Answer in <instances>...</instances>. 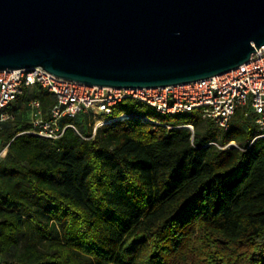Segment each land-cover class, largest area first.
Wrapping results in <instances>:
<instances>
[{
    "label": "trees",
    "instance_id": "1",
    "mask_svg": "<svg viewBox=\"0 0 264 264\" xmlns=\"http://www.w3.org/2000/svg\"><path fill=\"white\" fill-rule=\"evenodd\" d=\"M34 96L45 111L55 103L42 88ZM20 100L0 132L3 260L264 264V137L246 109L223 133L199 112L138 108L154 122L128 119L92 137L85 115L52 141L26 132Z\"/></svg>",
    "mask_w": 264,
    "mask_h": 264
},
{
    "label": "water",
    "instance_id": "2",
    "mask_svg": "<svg viewBox=\"0 0 264 264\" xmlns=\"http://www.w3.org/2000/svg\"><path fill=\"white\" fill-rule=\"evenodd\" d=\"M264 46V0H0V71L91 86L220 76Z\"/></svg>",
    "mask_w": 264,
    "mask_h": 264
},
{
    "label": "built area",
    "instance_id": "3",
    "mask_svg": "<svg viewBox=\"0 0 264 264\" xmlns=\"http://www.w3.org/2000/svg\"><path fill=\"white\" fill-rule=\"evenodd\" d=\"M42 88L51 93L55 103L45 111L34 94ZM28 92V93H27ZM24 109L31 124L29 134L52 141L67 129L76 127L66 119L88 115L93 121V136L99 129L128 119L154 122L130 110L153 109L159 115H186L199 112L213 121L223 133L230 128L238 109H246L259 135L264 137V46L251 59L226 74L158 88L121 89L91 86L52 75L43 68L0 71V132L4 124L15 119V102L27 97ZM190 127V126H189ZM192 128V127H191ZM232 144L228 145L231 146ZM0 264L8 263L0 255Z\"/></svg>",
    "mask_w": 264,
    "mask_h": 264
},
{
    "label": "rangeland",
    "instance_id": "4",
    "mask_svg": "<svg viewBox=\"0 0 264 264\" xmlns=\"http://www.w3.org/2000/svg\"><path fill=\"white\" fill-rule=\"evenodd\" d=\"M36 90H38V88H37ZM27 93H28V92H27ZM27 98H28V96H27V97H24V99L22 98V99L20 100V103L23 104V106H24L25 102L27 101ZM13 106H15V103H14ZM23 109H24V107H23ZM27 119H29V117H26V120H27ZM84 126H86V124H85ZM6 153H7L6 150H5V151H1V150H0V158H3V157L6 155Z\"/></svg>",
    "mask_w": 264,
    "mask_h": 264
}]
</instances>
